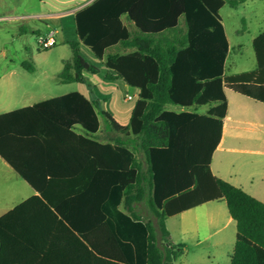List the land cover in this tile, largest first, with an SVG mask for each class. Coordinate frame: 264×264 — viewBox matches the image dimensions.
<instances>
[{
	"label": "trees",
	"instance_id": "1",
	"mask_svg": "<svg viewBox=\"0 0 264 264\" xmlns=\"http://www.w3.org/2000/svg\"><path fill=\"white\" fill-rule=\"evenodd\" d=\"M245 1L95 0L77 11L74 22L78 41L67 43L72 56L63 63L59 81L89 87L84 74H102L105 81L122 80L136 88L138 101L130 123L120 127L108 113H97L93 103L70 93L0 115V157L31 187L41 188L44 176L30 164L37 155L27 151L37 134L29 122L43 116L68 139L86 145L87 156L93 157L91 149H97L101 165L82 194L89 205L88 216L96 212V224L101 221L106 233L105 205L110 202L115 208L123 196L129 215L120 214L119 218L140 232V243L133 244L139 251L143 248L144 264H174L180 255L181 247L168 239L167 218L219 200L225 203L236 224L229 264H264V203L214 177L210 171L226 113L224 90L264 104V32L252 42L256 69L224 75L228 42L219 11L226 4L236 8ZM123 17L133 24L132 30L124 25ZM81 47L102 62V67L90 64L81 54ZM212 103L216 106L208 116L164 111L167 104L188 108ZM99 116L115 132H129L139 140L147 175L142 173L133 153L119 143L98 144L69 130L79 125L94 134L99 128ZM91 166L94 170L93 159ZM146 195L152 221L144 222L131 205ZM31 201L40 200L36 197ZM6 218H0V253L4 250ZM71 230L86 238L94 227ZM120 255L122 258L115 261L124 262L123 253Z\"/></svg>",
	"mask_w": 264,
	"mask_h": 264
},
{
	"label": "crops",
	"instance_id": "2",
	"mask_svg": "<svg viewBox=\"0 0 264 264\" xmlns=\"http://www.w3.org/2000/svg\"><path fill=\"white\" fill-rule=\"evenodd\" d=\"M94 1L85 0L83 4H75L74 8L67 11L48 13L46 16L59 18L68 13L73 15L74 22L76 12ZM122 21L132 30V23H128L124 17ZM180 26L183 28L182 19H180ZM62 30H64L63 27H61ZM74 32V38H69L70 33V36H64L61 32L62 43L67 45L69 42L78 41L76 31ZM53 34L58 33L53 32ZM83 48L81 47V50ZM230 49L228 42V54L224 64V75L226 76L234 75L227 74L225 71ZM111 52H115V49ZM129 52L131 51L126 53ZM95 64L100 68L103 65L98 60ZM84 77L89 87L82 83H66L73 85V89L61 95L40 98L17 108L0 110V115L76 93L89 103H93L97 113H108L118 126H128L138 101V90L127 86L122 80L105 81L102 74L96 76L84 74ZM224 95L226 113L222 120L220 142L211 157L210 171L214 177L241 189L264 203V104L228 89L224 90ZM35 97L32 96L31 99ZM127 97H131V100ZM215 106L216 104L212 103L203 106L192 105L187 108L167 104L164 111L208 116L209 111ZM33 118L35 119H31L29 124L37 134L33 136L35 143L27 152L37 155V158L33 159L30 164L37 174L41 173L40 176H44L45 180H42L41 188L31 187L0 157V218L7 216L3 223L5 241L4 250L0 253V264H144L143 250L142 252L137 250L133 242L129 240L127 232L123 231L125 224L123 220H120L119 215H129L125 210L123 196L115 208L110 202L105 205L106 228L108 229L106 233L102 231L101 221L96 224V212L94 216H88L89 205L82 194H85L89 188L92 179L96 177L97 167L101 165V156L97 154V149L95 147L91 149L93 157L87 156L86 145L68 139L69 137L63 131L57 130L56 125L54 128V125L47 122L43 116L38 115ZM98 123L99 128L94 134H88L79 125H73L69 130L76 136L93 140L98 144L119 143L133 153L141 165L142 173L147 175L148 166L143 153L139 151V140L129 132H115L101 116L98 117ZM42 131H47V135L42 134ZM60 132L67 139H62ZM216 154H239L253 158L257 164H261V170L256 177L250 175L245 178L232 174L219 165H216V170H214L213 160ZM92 159L94 170L91 166ZM80 196L82 199H78ZM96 196L95 193V205ZM36 197L40 201L30 202ZM221 202L223 201L207 202L167 218L165 226L169 241L181 247V252H183L185 248L183 241L189 233L190 240L194 241L195 253L213 250L212 253L207 252L206 255L200 256L203 264H213L216 261L218 250L224 248L225 245L232 246L233 250L236 238L235 222L228 214L223 225L219 226V213L210 207L211 204H221ZM100 208L103 211V204ZM131 208L144 222L152 221L147 195L142 201L134 202ZM94 209L96 211L95 206ZM14 210L15 212L11 213ZM188 219L191 221L187 222ZM88 226L94 227V230L90 231L86 238L71 230L72 227L84 229ZM218 234L221 235L212 244L210 239ZM119 250L123 253L124 262L115 261V258H122Z\"/></svg>",
	"mask_w": 264,
	"mask_h": 264
},
{
	"label": "rangeland",
	"instance_id": "3",
	"mask_svg": "<svg viewBox=\"0 0 264 264\" xmlns=\"http://www.w3.org/2000/svg\"><path fill=\"white\" fill-rule=\"evenodd\" d=\"M85 0H0V110H10L46 98L61 95L73 89L71 84H62L59 77L63 63L71 59L69 46L62 43L61 32L64 36L74 38L75 25L73 15L65 13L59 18H48L46 14L64 12L81 5ZM219 16L227 36L230 52L225 71L227 74L249 72L256 69L252 41L264 32V0H247L237 8L223 6ZM61 27L64 30L61 31ZM54 35L56 44L47 49L39 45L41 40L50 33ZM75 42V41H74ZM83 57L96 66V60L84 48ZM26 66L27 68H24ZM28 68L30 70H28ZM32 96H36L31 99ZM232 174L240 177H256L261 164L255 159L239 154H216L213 160ZM210 207L219 213V226H222L228 215L224 202L214 203ZM122 220V219H120ZM191 221L190 219L187 222ZM143 223V222H142ZM123 231L127 232L129 240L140 243V232L137 228L129 227L124 222ZM126 227L128 230H126ZM219 235L210 239L215 243ZM194 241L190 234L183 241L184 251L180 253L175 264H203L200 256L212 253L213 250L200 251L193 249ZM143 248H141V251ZM232 246L225 245L218 250L213 264H228Z\"/></svg>",
	"mask_w": 264,
	"mask_h": 264
},
{
	"label": "built area",
	"instance_id": "4",
	"mask_svg": "<svg viewBox=\"0 0 264 264\" xmlns=\"http://www.w3.org/2000/svg\"><path fill=\"white\" fill-rule=\"evenodd\" d=\"M54 34L50 33L46 39L41 40L39 42V45L42 49H47V48H51L55 45V40H54ZM128 100H131V97H127Z\"/></svg>",
	"mask_w": 264,
	"mask_h": 264
}]
</instances>
